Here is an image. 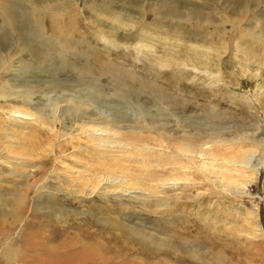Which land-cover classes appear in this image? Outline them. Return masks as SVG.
<instances>
[{"label":"rangeland","instance_id":"374dc122","mask_svg":"<svg viewBox=\"0 0 264 264\" xmlns=\"http://www.w3.org/2000/svg\"><path fill=\"white\" fill-rule=\"evenodd\" d=\"M0 88V264H78L60 242L72 249L79 228L100 233L71 252L81 264H264V0H0ZM12 110L72 137L106 127L169 145L116 147L129 155L115 162L66 146L71 174L47 166L37 193L47 129H12ZM250 151V169L223 160ZM83 160L126 182L80 196ZM168 178L180 184L154 188Z\"/></svg>","mask_w":264,"mask_h":264},{"label":"bare ground","instance_id":"6f19581e","mask_svg":"<svg viewBox=\"0 0 264 264\" xmlns=\"http://www.w3.org/2000/svg\"><path fill=\"white\" fill-rule=\"evenodd\" d=\"M48 8L51 9V11L53 10V13H55V5L49 4V6H47ZM58 11V10H57ZM34 13V12H33ZM35 14V13H34ZM39 16L37 14H35V17ZM62 20V19H61ZM146 38H142L140 39L141 42H146L145 41ZM45 44L49 45L48 41H45ZM143 44H141L142 46ZM6 93L4 91V89L0 88V99H6L9 97L8 94H4ZM1 111V108H0ZM16 119H24V120H29L32 121L34 120V122L38 123L41 127H46L47 129V133L48 135H46L43 138V143H44V147H48L49 148V154L46 155V157H51L52 162L50 163V165L48 162H37L34 164V166H36L35 170H33L29 176L30 177H34V176H38V178L35 179L34 183L31 185L32 188L34 190H36V192H42V185H41V181L43 182V175L42 172L44 170H46L47 168L51 167V169H53V171L55 170V166H63V168L65 170H67L70 173V169L71 167L66 164V162H64L65 158L68 157L69 155L65 153L64 147L66 146H71L72 148H80V146L84 143H86L83 146V149L85 152L88 153V155H94V154H100L101 158L97 159V160H104V161H110V162H115V161H119L121 160L125 155L128 156V153H120L118 151H113L114 148L118 147L117 149H121V148H125V146H127L132 152L135 151L137 153H144V152H151V151H161L164 148H167L169 143L168 142H164L162 140H160V142H158L155 147L158 148L159 150H154L151 146L146 147V148H142V147H135L131 144H121V141H118L121 135L120 130H112L110 128H103L102 131L101 129H97L95 127H92L93 129H95V131H93L92 129H79V132L77 133L76 136L72 137L71 136V128L66 130V127H62V129L57 128L55 125H53V123L55 122V119L50 122V123H46L44 122L43 119L40 118V116H36L35 114L31 113V112H21L20 110H12L10 112L9 117L6 118V122L11 125V128L13 129L14 127H21V125L24 124V126L29 127V123H25L23 121H17ZM109 119V117H108ZM31 127V126H30ZM33 127V126H32ZM101 132V133H100ZM119 136L116 139H112L109 140L108 136ZM82 141V142H81ZM74 142H76V144H74ZM188 145V144H187ZM40 146V145H39ZM41 147V146H40ZM161 149V150H160ZM194 148H188V147H176V152L179 155H182L184 158L186 157V154L188 156L191 155H197L199 158H203L205 156H207V153H210L212 160L217 159L215 154L213 155L212 152L208 150L207 152H194L193 151ZM153 153V152H152ZM257 151H250V152H246L243 156H240L239 158H234V159H229L228 157H224L223 160L226 164L228 165H233V164H237L239 165V167L243 168V169H250L251 168V164L253 159H255V157L257 156ZM147 154V153H145ZM29 157H31L30 154H28ZM69 157H73V159H77L80 158L79 155L75 156V155H71ZM188 161H191L190 158H187ZM83 164H84V169L82 170V172H79L76 170V178L79 180H76V187L79 188L78 190L80 191V196H83L84 194H86V192H90V194H95L98 192V190H101L103 188V186L105 185H111V186H117L118 184H124L126 182V180L123 179H118V178H112L110 176H103L100 175L97 172L96 167H100L98 164H96V166H93V168L91 167V163H89L88 160H83ZM53 165V166H52ZM49 166V167H47ZM92 170L94 171V173H92ZM51 172V171H50ZM52 173V172H51ZM230 172H228L227 174H229ZM240 173H244V170H234V174L235 176L229 175V184L240 187V188H244L243 185V181L242 180H238V177L240 175ZM71 174V173H70ZM68 174V175H70ZM55 175H57L55 173ZM71 176V175H70ZM49 177V176H48ZM188 176H186V180H188ZM68 181H71V179H66ZM181 179H162V180H157V184L154 186V188L156 190L158 189H162L164 190L166 188V186H172L173 189L176 188L180 183ZM171 182V183H170ZM187 184V183H186ZM105 188V187H104ZM76 190V189H75ZM91 224V223H90ZM79 232L75 234V243L72 246L71 249V245L69 243H66L64 240L62 242H60V244L65 248L66 252H67V257L69 260H71V262L73 263H79L81 264V260H77L74 255H71V252H77V251H81L83 253V247H84V243L83 241H94L96 238H98V236L100 235V233L97 232H89V230H82V229H78ZM64 233V232H63ZM22 236H19L18 238H21ZM37 243V241H36ZM33 245V244H32ZM44 245V244H43ZM40 245L38 247H36L34 249L33 252L35 253H43L45 255H47V251H45V245ZM45 252H44V251ZM48 252H50V249H48ZM4 255H20L18 252H12L10 250H7V252L4 253ZM98 255V254H97ZM7 257V256H6ZM22 258V256H20ZM102 261V258L99 259ZM106 261V260H104ZM100 262V261H99ZM45 264H58L56 261H46ZM83 264H88V262H84ZM89 264H94L89 262ZM96 264H102L100 263H96Z\"/></svg>","mask_w":264,"mask_h":264}]
</instances>
